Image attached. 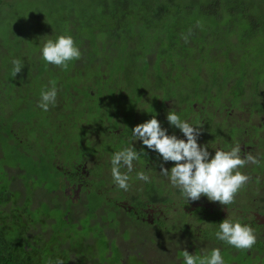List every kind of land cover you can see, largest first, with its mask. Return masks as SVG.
Returning <instances> with one entry per match:
<instances>
[{
    "label": "rangeland",
    "instance_id": "1",
    "mask_svg": "<svg viewBox=\"0 0 264 264\" xmlns=\"http://www.w3.org/2000/svg\"><path fill=\"white\" fill-rule=\"evenodd\" d=\"M147 1L170 7L169 13L168 9H163L165 16L151 19L149 23L144 20L140 26L153 43L155 58L148 56L153 60L151 66L162 64L161 68L170 69V72L163 75L159 97L152 93L144 95L141 101L144 109L151 108L158 99L165 107L175 105V108L166 109L183 119L186 112L192 110L182 100L189 93L191 80L198 78L200 83L212 80L214 75L221 80L247 84L248 71L252 73L250 81H253L254 68L264 69V0H217L218 4L210 7V12H204L202 5L212 0ZM126 9L124 5L109 0H2L0 3V190L7 188L2 192L0 208L8 211L29 198L28 217L30 223H35L28 226L26 233L30 250L35 248L32 245L35 242L39 245L44 243L51 254H56L55 245L67 242L69 232L72 237L69 244L76 245L82 237L88 240L96 237L102 226L88 225L85 230L75 231L73 224L84 226V218H74L69 208V205L76 207V202L67 187L71 180L65 176L63 167L72 170L66 166L77 161V154L87 157L93 152L86 143V135H80L83 141L79 143V151L68 147L66 144L70 139L72 145L78 140L77 128L74 133L70 132L71 129L66 130L64 121L57 119L58 113L47 116V111L40 108L33 113V109L38 107L42 89L50 88L51 81H68L64 73L69 70L46 65L42 61L41 48L47 39L53 40L58 33H70L76 46L78 39L96 37L104 40L102 45L106 43V48H109L110 33L122 31L124 23L126 27L131 26L129 21L122 19ZM114 15L121 16V23L112 19ZM189 28L193 34L186 46L183 40L179 42V38ZM235 39L239 45L247 46L245 55L236 53ZM173 41L178 42L176 47L172 46ZM162 51H166L164 55ZM104 55L108 57V52ZM15 58L22 60L25 72L22 76L25 82L17 88L18 96L10 92L14 87L8 86L13 68L11 61ZM73 75H76L75 71ZM78 88L63 91L62 105L80 119V115L86 112L90 116L95 113L88 110L90 100L87 96H79ZM23 91L29 95L20 97ZM231 96L220 94L209 103H202L201 109L210 112L205 117L209 123L207 134L215 131L212 125L219 119L218 114L212 113L216 109L212 107L220 108V102ZM248 96L247 93L242 97L248 100ZM195 97L200 100L201 94L197 92ZM137 108L140 109L139 106ZM230 108L233 111L246 110V105L240 108L234 102ZM82 122H88V117L84 116ZM229 123L238 125V130L247 126L235 116L229 117ZM103 141L101 138L98 147ZM96 168L100 171L101 167ZM59 189L64 190L59 192ZM57 193L63 197L57 198ZM58 200L65 210L57 208ZM141 229L145 236L144 227ZM246 253L245 249L236 251L238 257L234 260L243 258L245 261ZM226 260H233V257H226Z\"/></svg>",
    "mask_w": 264,
    "mask_h": 264
},
{
    "label": "flooded vegetation",
    "instance_id": "2",
    "mask_svg": "<svg viewBox=\"0 0 264 264\" xmlns=\"http://www.w3.org/2000/svg\"><path fill=\"white\" fill-rule=\"evenodd\" d=\"M138 106L140 109L108 112V116L113 117L107 118L96 133L87 136L86 143L93 152L66 166L72 170L64 171L63 167L65 175L72 178L69 188L77 207L69 205V208L74 218H84V226L76 223L74 230H85L90 225L102 226L96 237L91 240L82 237L76 245L69 244L72 239L69 232L68 241L57 244V258L63 264H184V250L202 255L219 248L224 264H264V111H233L228 106L216 108L212 113L218 114L219 119L213 123L215 131L210 134H207L209 123L205 120L210 112L205 109L187 111V116L182 119L194 126L202 124L197 143L207 145L210 156L217 149L228 151L240 144L242 156L250 153L259 160L258 164L248 163L239 169L251 179L238 191L232 204L223 206L203 195L198 201L186 202L181 191L159 173L161 163L168 169L174 163H164L158 153L147 149L141 141H132L131 129L156 115L167 134L186 138L168 123V109L158 108L157 104L150 110ZM233 116L247 126L239 130L238 125L231 126L229 117ZM101 138L104 141L98 147ZM131 144L145 155L141 153L133 162L130 187L125 191L113 181L110 160L114 152ZM73 145L79 147V143ZM96 166L101 167L100 171ZM141 171L149 176V182L136 178V173ZM56 197L63 196L58 193ZM56 206L65 210L59 200ZM227 217L249 224L255 230L257 241L251 249H245V261L243 258L234 260L240 249L218 240L215 235L218 224ZM43 246L46 245L41 243L40 248ZM226 257H233V260L227 261Z\"/></svg>",
    "mask_w": 264,
    "mask_h": 264
},
{
    "label": "trees",
    "instance_id": "3",
    "mask_svg": "<svg viewBox=\"0 0 264 264\" xmlns=\"http://www.w3.org/2000/svg\"><path fill=\"white\" fill-rule=\"evenodd\" d=\"M109 1L117 2L127 8L122 15V19L129 21L131 26L126 27L124 23V29L122 31H112L109 35V40H111L108 43L109 48H106V43L102 45L104 40L97 39L96 37L88 40H77V46L81 51V58L68 62L66 69L69 71L64 73V77H68L67 80L71 83L68 81L56 83V104L50 105L47 111V116H53V114L56 115L58 113L57 119L64 121L66 130L71 129L70 132L74 133L77 128L78 140L76 143L83 141L80 135H86L87 142V136L96 133L100 129V126H104L105 120L113 117L108 116V112L122 109L134 110L138 105H142L141 101L144 99V95L148 93L159 97L158 93L163 86V75L165 72H170V69L161 68L162 64H158V67L151 66L155 58L153 43L148 39L146 33L141 31L144 28L140 29L142 21L145 20L149 23L151 19L162 17L166 13L163 9L167 10L168 7L161 4L154 5L147 0ZM172 3L175 2L173 1ZM216 4H218V1L212 0L206 5H202V10L204 12H210L209 8ZM169 11L170 7L168 13ZM112 19L121 23V16L114 15ZM60 35V33L55 35L53 40ZM67 35H70V33H67ZM180 40L183 39L180 37L179 42H181ZM235 40L237 42V39ZM235 42L233 46L238 47L237 50L235 48L236 53L239 56L245 55L247 53V46L243 44L239 45V42H237L238 45H234ZM182 43L186 45L185 42ZM176 44L178 42H172V46L176 47ZM111 48L112 50H110ZM180 50L179 56L182 57L183 53ZM106 51L108 52V57H104ZM165 52L162 51L160 53L164 55ZM150 55L153 60L148 58ZM42 61L44 60L42 59ZM45 64L51 65L47 62ZM75 64L77 65L75 66ZM55 68L63 69L59 66ZM73 71L76 72L75 76L73 75ZM253 71V81H250L252 73L248 71L247 84L241 81H232L234 83H230L231 81L221 80L214 75L212 80H204L200 83L197 81L198 78H195L191 80L189 93L182 100L186 101L191 109H201L203 108L202 103H209L211 100L219 97L220 94H231L233 97L220 102L221 108L227 106L230 108V104L232 105L234 102H237L240 108L246 105V109L262 112L264 111V69L256 67ZM24 73V70L21 69V72L15 77L11 75L9 81L7 80L8 86L14 87L10 92L17 96V88L25 82L22 79ZM199 74L203 76L202 72ZM77 87H79V96H87L89 98L91 105L88 110L93 111L95 114L90 116L86 112L84 115H80V119H78L77 116L72 115L71 110L63 107V91L67 88L73 90V88ZM197 92L201 94L200 100L195 97ZM247 93L249 94L248 100H245L242 96ZM28 95L29 92L23 91L19 96L26 97ZM168 102L169 99L166 100V104ZM155 104H157L158 108H175V105L165 107L164 103L158 99L154 101ZM154 105L148 110L153 109ZM212 108L218 107L215 106ZM38 109L39 107H35L33 113ZM62 114L63 118H61ZM84 116L88 117V122L86 123L82 122ZM65 139L67 138L65 137ZM70 140L66 145L78 150L79 147L72 145ZM77 156L78 159L82 158V154H77ZM66 170L68 169L64 171ZM65 176L68 178L67 175ZM69 178L72 182V178L70 176ZM67 187L69 188L70 185ZM4 190H0V206L2 204V192H5ZM28 201L29 198H27V202L20 206H14L8 211L0 208V264H53L51 262L57 264V260H60L57 258L59 257L57 244L55 245V251H58L56 254H51L47 246L40 248V245L36 242L32 244L35 248L32 250L29 249L26 233L29 230L28 226L34 225L35 223H30L31 221L28 217ZM73 226L76 225L73 224Z\"/></svg>",
    "mask_w": 264,
    "mask_h": 264
},
{
    "label": "clouds",
    "instance_id": "4",
    "mask_svg": "<svg viewBox=\"0 0 264 264\" xmlns=\"http://www.w3.org/2000/svg\"><path fill=\"white\" fill-rule=\"evenodd\" d=\"M192 34L193 30L189 28L186 33L181 34V38L188 43ZM41 55L48 64L67 68L68 62L81 58V51L72 36L60 35L55 40L47 39L44 42ZM11 63L12 76L15 77L21 72L24 64L19 58L12 59ZM50 83L52 86L42 89L40 93L38 107L43 111H48L50 105L56 104V82ZM166 118L168 123L179 129L186 139L177 138L175 134H167V129L163 128L156 115H153L151 119L131 129L132 141H141L147 149L158 153L164 163H174L170 169L161 163L159 173L181 191L186 202L198 201L203 195L209 201L219 202L223 206L232 204L238 191L251 179L239 169L248 163L258 164L259 160L250 153L242 156L240 144H236L228 151L217 149L215 154L210 156L207 145L197 143L202 132V124L194 126L171 110L168 111ZM141 153L142 150L138 152L131 144L130 147L111 155V175L118 188L125 191L129 189V174L133 171V162L140 158ZM122 168H126L127 171L122 172ZM136 178L149 182V176L143 171L137 172ZM218 227L219 230L215 233L217 239L237 249L248 250L256 244L255 230L249 224L227 217L218 224ZM182 255L184 264H224L219 248L202 255L190 254L184 250ZM57 264H63V261L57 260Z\"/></svg>",
    "mask_w": 264,
    "mask_h": 264
}]
</instances>
